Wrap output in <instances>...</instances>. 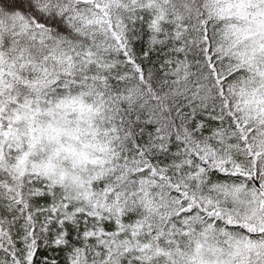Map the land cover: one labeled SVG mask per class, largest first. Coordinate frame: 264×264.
<instances>
[{
    "label": "snow or ice",
    "instance_id": "snow-or-ice-1",
    "mask_svg": "<svg viewBox=\"0 0 264 264\" xmlns=\"http://www.w3.org/2000/svg\"><path fill=\"white\" fill-rule=\"evenodd\" d=\"M0 264H264V0H0Z\"/></svg>",
    "mask_w": 264,
    "mask_h": 264
}]
</instances>
